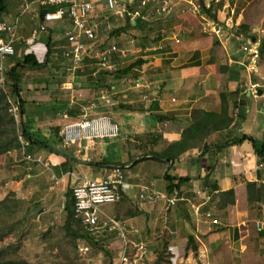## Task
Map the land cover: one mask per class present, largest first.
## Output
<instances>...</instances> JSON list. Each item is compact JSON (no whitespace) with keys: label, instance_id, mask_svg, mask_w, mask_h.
<instances>
[{"label":"crops","instance_id":"1","mask_svg":"<svg viewBox=\"0 0 264 264\" xmlns=\"http://www.w3.org/2000/svg\"><path fill=\"white\" fill-rule=\"evenodd\" d=\"M85 1L92 6L97 43L118 50L108 69L90 59L72 68L64 58L71 24L45 22L51 8L7 0L0 14L16 34L14 55L2 63L7 88V73L22 56L38 63L15 67L24 103L21 123L30 140L15 123L22 144L18 139V149L0 155L15 163L10 168L20 176L18 184L26 181L27 195L34 194L30 215L58 220L63 229L71 188L99 180L118 165L129 189L102 212L119 223L124 238L117 231L91 237L84 228L79 235L63 229L77 247L93 246L111 264L119 263L124 248L128 264H154L160 256V264L166 258L167 264H261L264 0H194L197 13L177 0H123L112 11L105 0ZM206 19L221 27L220 36L205 32ZM136 61L141 64L124 72ZM194 112L213 114L228 126L168 161L163 154L181 141ZM99 115L118 125L117 139L61 144L64 124ZM170 182L174 188L168 192ZM247 183L256 185L251 195L260 191L249 204ZM230 190L232 204L223 195ZM168 199L175 205L168 206ZM254 246L259 252L249 250Z\"/></svg>","mask_w":264,"mask_h":264},{"label":"built area","instance_id":"2","mask_svg":"<svg viewBox=\"0 0 264 264\" xmlns=\"http://www.w3.org/2000/svg\"><path fill=\"white\" fill-rule=\"evenodd\" d=\"M123 0H105L106 8L115 10ZM188 6V10L197 13L200 6L194 0H177ZM49 7V11L43 14L45 22H62L69 20L71 30L65 33L68 49L64 58L69 60L73 69L81 66L85 59L97 62L99 68L108 69L109 62L114 53L118 50L115 46L103 49L96 41V29L90 21L92 6L85 0H28V5ZM1 14V12H0ZM203 29L208 35L220 36L222 29L215 22L203 20ZM8 35L6 41L0 39V89L5 93L8 102V113L14 119L16 125L21 123V112L18 103L11 97L9 88L6 86V74L2 68L3 60L14 55L15 25H7L0 21V36ZM96 72L93 73L95 75ZM120 136L118 125L108 116L99 115L90 118H82L75 122L64 124L59 131V139L63 146L72 147L82 142L93 143L96 141L114 140ZM22 144V138L18 137ZM29 159V157H27ZM129 189L125 181L123 167L118 165L110 166L105 175L99 180L81 181L71 188L73 199L74 218L88 232L91 237L104 235L109 231H117L123 239L124 233L119 223L103 215L104 206L117 203L123 193ZM168 206H174L175 201L168 199ZM206 218L210 223L217 225L218 221L213 219L209 213ZM259 231L264 230V222L257 224ZM79 255L89 252L88 246L76 248ZM128 264L126 249L122 251L119 263Z\"/></svg>","mask_w":264,"mask_h":264},{"label":"rangeland","instance_id":"3","mask_svg":"<svg viewBox=\"0 0 264 264\" xmlns=\"http://www.w3.org/2000/svg\"><path fill=\"white\" fill-rule=\"evenodd\" d=\"M18 157L21 158L20 154L16 161H19ZM7 161L0 156V262L11 259L20 264L112 263L111 257L105 252L99 254L93 246H88L86 254L79 255L75 251L78 243L64 234L58 220L56 222L51 218L47 221V216L38 220L36 215H30L28 209L32 206L29 200L34 194L27 195L26 181L18 184L20 176L10 168L15 163ZM249 250L259 252L256 246ZM166 260L164 264H167L168 258ZM258 261L264 264V255ZM143 264L151 263L145 261Z\"/></svg>","mask_w":264,"mask_h":264},{"label":"trees","instance_id":"4","mask_svg":"<svg viewBox=\"0 0 264 264\" xmlns=\"http://www.w3.org/2000/svg\"><path fill=\"white\" fill-rule=\"evenodd\" d=\"M7 0H0V12H3L6 7ZM264 42V41H263ZM262 50H264V43L261 46ZM141 64V61H136L134 64L130 65L124 72L129 71L130 69L137 67ZM15 67H36L38 66L37 61L32 55H24L20 58V60L14 65ZM15 67L11 68V70L7 73V77L10 81L9 91L13 99L18 103L20 112L23 113V101L20 97V77L15 73ZM8 102L6 96L0 91V155H4L7 152L18 149L20 147V143L16 136V128L14 119L7 113ZM193 117L195 121L182 133V139L180 142L170 145L167 151L163 154L164 157L167 158L168 161L174 160L178 158L182 153H184L187 149L193 147L196 141H201L205 138L210 132L221 131L225 129L228 124H224L221 119H218L213 114L203 113V112H194ZM230 122V121H228ZM21 133L24 139L30 140L29 134L25 131L24 125L20 124ZM172 179L168 178V181ZM174 187L171 182L167 188L168 192H171ZM247 200L248 204L251 203L252 198L258 200V197L251 195L253 191L256 189L255 184L247 183ZM228 203L232 204L234 202L233 191H228L223 194ZM63 229L67 235H73L82 233L83 227L79 224V222L74 218L73 212V199L70 193V199L67 201L65 205V216ZM84 232V231H83ZM263 233L259 232L261 236ZM2 236H0V239ZM89 240V238H88ZM91 241V240H90ZM162 257H158L154 264H160L162 262ZM168 263V262H167ZM0 264H20L17 261L11 259H2Z\"/></svg>","mask_w":264,"mask_h":264}]
</instances>
